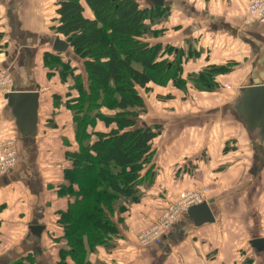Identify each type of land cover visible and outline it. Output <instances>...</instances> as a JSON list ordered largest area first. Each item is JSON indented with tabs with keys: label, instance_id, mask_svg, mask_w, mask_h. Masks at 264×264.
Instances as JSON below:
<instances>
[{
	"label": "crops",
	"instance_id": "crops-1",
	"mask_svg": "<svg viewBox=\"0 0 264 264\" xmlns=\"http://www.w3.org/2000/svg\"><path fill=\"white\" fill-rule=\"evenodd\" d=\"M164 3L169 8L165 31L150 42L176 47L175 55L182 49L184 76L227 63L232 67L216 74L218 86L208 91L192 84L185 90L153 84L157 94H171L158 99L159 107H148L151 123L165 128L155 140V179L116 218L119 233L109 247H96L88 259L95 264H264V248L251 243L264 239V144L249 135L233 108L239 87L264 83V16L249 17L246 0ZM81 4L84 16L93 18L86 2ZM55 9V0H0L1 32L16 28L24 39L7 51L3 34L0 71L9 72V91L39 92L37 134L27 143L18 139L5 92H0V138H14L19 149L15 167L0 177V264L29 254L33 264H58L66 247L56 214L73 200L58 189L70 166L64 142L74 145V127L63 103L53 106V94L63 100V93L50 84L57 78L47 77L43 66V52L53 51L56 36L63 39L51 29ZM27 28L34 30L31 35ZM66 54L81 59L70 46ZM96 127L107 130L100 122ZM205 184L213 222L197 225L185 212L158 243H139V233L156 224L174 196ZM30 225L44 226L39 237L30 233ZM70 259L67 263L74 264Z\"/></svg>",
	"mask_w": 264,
	"mask_h": 264
},
{
	"label": "trees",
	"instance_id": "trees-1",
	"mask_svg": "<svg viewBox=\"0 0 264 264\" xmlns=\"http://www.w3.org/2000/svg\"><path fill=\"white\" fill-rule=\"evenodd\" d=\"M84 1L93 18L84 16L81 0H55L56 22L51 27L84 59L89 76L87 86L79 78V85L68 89L63 100L57 101L58 95L53 99L54 107L63 103L71 112L74 127V145L64 142L70 166L64 169L65 183L58 189L59 195L73 197L66 210L56 214L66 243L58 264H68V257L74 264H95L88 254L98 246L109 247L111 236L119 233L116 218L141 198L142 180L150 175L149 187L154 179L155 140L160 131L158 124L141 121L146 112L141 90L149 88L150 82L172 83L181 90L190 84L212 90L218 86L215 75L232 67L227 63L184 76L183 50L175 55L176 47L150 42L165 31L169 15L165 3ZM2 36L0 30V40ZM65 55L66 50L43 52L47 77L60 74L59 68L52 71L53 64L68 67L61 59ZM60 76L64 82L62 72ZM99 122L107 130H98ZM33 259L29 254L10 264H33Z\"/></svg>",
	"mask_w": 264,
	"mask_h": 264
},
{
	"label": "water",
	"instance_id": "water-1",
	"mask_svg": "<svg viewBox=\"0 0 264 264\" xmlns=\"http://www.w3.org/2000/svg\"><path fill=\"white\" fill-rule=\"evenodd\" d=\"M152 4L163 5L164 0H149ZM69 44L56 36L53 50L64 52ZM239 95L234 103V113L246 127L251 137L264 144V83L244 85L238 88ZM7 108L14 118L18 139L22 142L33 141L37 134V120L39 108V92L37 90L8 91L4 95ZM208 202L190 206L187 213L199 225L213 222L214 216ZM44 229L43 225H30V233L39 237ZM252 245L258 250L264 248V239L252 240Z\"/></svg>",
	"mask_w": 264,
	"mask_h": 264
},
{
	"label": "built area",
	"instance_id": "built-area-1",
	"mask_svg": "<svg viewBox=\"0 0 264 264\" xmlns=\"http://www.w3.org/2000/svg\"><path fill=\"white\" fill-rule=\"evenodd\" d=\"M245 13L249 17L264 16V0H246ZM11 85V77L5 69L0 71V92H8V86ZM225 88H231L225 85ZM17 141L14 138H0V176L7 175L13 169L18 159ZM210 188L203 185L194 190H186L174 196L167 205L165 212L150 229L144 230L138 235V241L141 245L149 246L152 243H158L162 235L168 228L179 221L187 209L195 204L207 201V193Z\"/></svg>",
	"mask_w": 264,
	"mask_h": 264
},
{
	"label": "rangeland",
	"instance_id": "rangeland-1",
	"mask_svg": "<svg viewBox=\"0 0 264 264\" xmlns=\"http://www.w3.org/2000/svg\"><path fill=\"white\" fill-rule=\"evenodd\" d=\"M26 31L29 32L30 35H31V33L34 30L27 28ZM3 34H4V37L3 38H6L7 41H8V47L6 49L7 51L9 49H11L12 47H14L15 45L18 46V44L24 40L23 38H21V36H20L21 34H20L19 30L16 29V28H14V29L5 28V32H3ZM2 47L3 46H1V48ZM61 59L64 62L68 63V67L67 68H64V67L61 66V64L59 66H57L56 64H53L54 66H53L52 71L56 70L54 68H59V73L60 74H61V72L63 73V76L65 78V81L62 82L61 81V76L59 77L60 74L55 73V77L57 78V81L55 83H50V84L58 85V87H59L58 88V91L60 93L61 92L63 93V99H64L65 98L66 91L68 89H70L71 87H74L75 88V86H78L79 85V78H80V81H83L84 82V85L87 86V80H88V77L89 76L87 74V69H86V65L84 64V59L83 58H81L79 61H76V58H74L73 56L71 57V55H70V56L67 57V55H65V56H61ZM32 62H30V64H32ZM50 78H51V75H50ZM153 84H154L153 82L152 83L150 82L149 83V88L145 89L144 91L141 90V92L145 96V100H146V103H145V105H146V112L141 115L142 116L141 117V121L142 122L143 121L146 122V120H148L149 121L148 124H157V123H151V120H150V117H149L150 116L149 115V110L151 111V109L149 108V110H148V107L150 105L151 106L154 105V106H158L159 107L160 102L158 101V99L159 100L160 99H166L167 98L166 96H168V95L171 96V94H165V95L157 94L155 91H153V87H152ZM156 85H158V84H156ZM74 94L76 95L75 92H74ZM55 96H57V95L56 94H53V96H52L53 99H54ZM57 97H58V99H56L57 101L62 100L61 96H57ZM102 111L109 113L106 109H102ZM156 113H154V115H156ZM223 117H227V116L225 115ZM158 125H159V131H160V134H161L163 131H165L164 130L165 128H164V126L162 124H158ZM208 127H211V126H208ZM204 128H205V126H204ZM226 148H228V147H226ZM153 174L155 175V173H153ZM0 177H3V176H0ZM149 180H150V175L149 176L147 175L145 177V179L142 180L143 182L141 183V186L143 188L148 187ZM121 202L123 203V200L122 201H119V203H121ZM111 237L113 239V238L117 237V235H112ZM13 256H14V254L10 255L9 258H11ZM110 264H114V263L112 262Z\"/></svg>",
	"mask_w": 264,
	"mask_h": 264
}]
</instances>
